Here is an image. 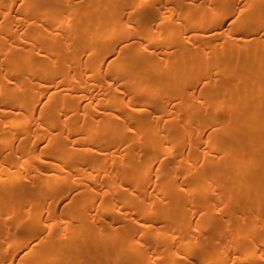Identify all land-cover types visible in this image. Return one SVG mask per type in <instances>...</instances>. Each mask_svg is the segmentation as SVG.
Returning a JSON list of instances; mask_svg holds the SVG:
<instances>
[{"label":"bare ground","instance_id":"6f19581e","mask_svg":"<svg viewBox=\"0 0 264 264\" xmlns=\"http://www.w3.org/2000/svg\"><path fill=\"white\" fill-rule=\"evenodd\" d=\"M264 0H0V264H264Z\"/></svg>","mask_w":264,"mask_h":264},{"label":"snow or ice","instance_id":"6c2138e0","mask_svg":"<svg viewBox=\"0 0 264 264\" xmlns=\"http://www.w3.org/2000/svg\"><path fill=\"white\" fill-rule=\"evenodd\" d=\"M261 260H264V256H261Z\"/></svg>","mask_w":264,"mask_h":264}]
</instances>
